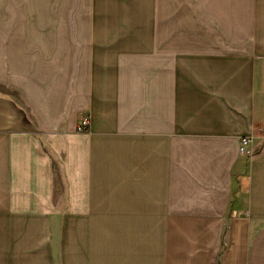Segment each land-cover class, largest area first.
Returning a JSON list of instances; mask_svg holds the SVG:
<instances>
[{"label": "crops", "instance_id": "0c3cea01", "mask_svg": "<svg viewBox=\"0 0 264 264\" xmlns=\"http://www.w3.org/2000/svg\"><path fill=\"white\" fill-rule=\"evenodd\" d=\"M60 227L64 264H264V0H0V264Z\"/></svg>", "mask_w": 264, "mask_h": 264}, {"label": "rangeland", "instance_id": "374dc122", "mask_svg": "<svg viewBox=\"0 0 264 264\" xmlns=\"http://www.w3.org/2000/svg\"><path fill=\"white\" fill-rule=\"evenodd\" d=\"M32 229L29 230V235ZM32 235V234H31ZM40 244L43 246L44 251H47V256L44 259L45 264H58L56 256L59 257L60 264H64V251H65V229L63 227L57 229H47L45 234H41ZM38 246V245H37ZM46 246V247H45ZM35 245L30 246L31 251Z\"/></svg>", "mask_w": 264, "mask_h": 264}, {"label": "built area", "instance_id": "2783aa9c", "mask_svg": "<svg viewBox=\"0 0 264 264\" xmlns=\"http://www.w3.org/2000/svg\"><path fill=\"white\" fill-rule=\"evenodd\" d=\"M89 121L87 117L82 118V127L87 128ZM238 151L241 155L250 158L254 154L253 136H243L240 138Z\"/></svg>", "mask_w": 264, "mask_h": 264}]
</instances>
